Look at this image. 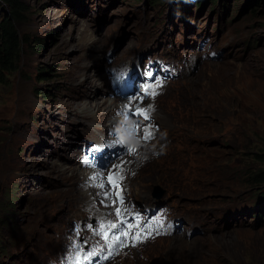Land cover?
Wrapping results in <instances>:
<instances>
[{"label":"rangeland","instance_id":"rangeland-1","mask_svg":"<svg viewBox=\"0 0 264 264\" xmlns=\"http://www.w3.org/2000/svg\"><path fill=\"white\" fill-rule=\"evenodd\" d=\"M244 1L232 0L231 14L223 21L216 0L200 10L195 4L187 9L182 0H23L25 20L17 30L29 44L12 71L0 72V264H70L81 240L98 244L94 261L108 258L101 264H264V227H252L246 210L254 202L251 197L264 189L252 178L264 171V4L260 0L238 18ZM8 13L0 0V24ZM75 17L85 24L83 31ZM151 23L155 31L149 35ZM80 36L81 47L76 46ZM131 58L138 65L144 58L145 79L137 78V91L129 81L130 91L116 84L112 92L91 81L90 94L82 86L87 75L97 79L116 67L120 72ZM155 63L158 69H147ZM149 70L157 74L153 80ZM167 79L173 80L171 88ZM148 80L159 83L156 92H145L128 112L146 116V107L155 103L160 119L167 118L166 108L172 110V128L156 121L152 137H143L150 139L151 153L167 147L178 160L169 165L170 176L143 189L124 179V166L117 169L125 160V146L107 158L105 167L95 168L103 180H121L117 191H110V200L88 206L71 183L76 179L72 171L63 172L57 164L50 168L55 139L66 143L78 132L91 138L78 127L84 118L102 116L97 113L103 109L91 107L96 115L78 117L84 95L90 96L87 102H108L116 109L119 98L140 94ZM111 82L115 85L116 79ZM113 138L112 149L121 140ZM139 138L136 134L129 151L146 142ZM84 144L80 152L88 159ZM152 169L146 171L149 176L155 175ZM104 209L115 222L125 213L121 224L124 219L134 224L137 212H161L169 221L167 233L138 244L123 240L112 249L118 240L104 234L116 228L101 216ZM196 227L202 234L192 237Z\"/></svg>","mask_w":264,"mask_h":264},{"label":"bare ground","instance_id":"bare-ground-1","mask_svg":"<svg viewBox=\"0 0 264 264\" xmlns=\"http://www.w3.org/2000/svg\"><path fill=\"white\" fill-rule=\"evenodd\" d=\"M194 3V2H193ZM195 4V3H194ZM212 4V3H211ZM202 7V6H201ZM90 17V16H89ZM84 19V18H82ZM85 20V19H84ZM138 20V19H137ZM75 25L77 27L82 28L83 29V24L82 20L79 18H74ZM88 23V22H87ZM86 23V24H87ZM136 23V22H135ZM153 23V22H152ZM150 24V29L148 30V34L151 35L154 31H155V26L154 24ZM83 26V27H82ZM131 26V25H130ZM129 26V27H130ZM88 27V26H87ZM128 28V27H127ZM86 29V28H85ZM133 29V28H132ZM87 31V30H86ZM90 31V30H89ZM92 32V31H91ZM90 34V32H88ZM145 33L144 34V38L148 37V34ZM93 34V33H92ZM85 35V34H84ZM88 35V34H87ZM108 35V34H107ZM107 35L105 37H107ZM95 36V35H94ZM79 38L83 39L81 36L78 37V42L76 43V46L79 45L80 40ZM88 38V37H87ZM86 38V39H87ZM99 38V37H98ZM209 38V37H208ZM75 41V36L71 38V40ZM85 39V40H86ZM89 39V38H88ZM91 39V37H90ZM96 39V38H95ZM77 40V37H76ZM84 41V40H83ZM82 41V42H83ZM92 41V40H91ZM103 41V40H102ZM108 40H106L105 42H107ZM88 42V41H87ZM104 42V41H103ZM137 42V41H136ZM100 43V42H99ZM132 43V42H131ZM207 43V42H206ZM98 44V43H97ZM106 44V43H105ZM83 45V44H82ZM82 45H79L80 47ZM95 45V44H94ZM130 45V44H129ZM133 45V44H132ZM86 46V44H85ZM128 47V45H127ZM73 48L75 49V44H73ZM85 48V47H84ZM88 50H97L96 48H92L88 45L87 47ZM106 49V48H104ZM103 49V50H104ZM127 49V48H126ZM129 49V47H128ZM131 49V48H130ZM100 50V49H99ZM133 50V49H132ZM135 50V49H134ZM87 53V52H86ZM88 54V53H87ZM79 55L77 56V59L79 58ZM82 55V53H81ZM84 55V54H83ZM100 55V53H99ZM82 57V56H81ZM86 57V55H85ZM88 57V56H87ZM101 57V55H100ZM99 57V58H100ZM115 57V56H114ZM120 58V57H119ZM180 58V57H179ZM112 59V58H111ZM117 59V58H116ZM115 59V60H116ZM121 59V58H120ZM98 60V59H97ZM100 60V59H99ZM138 60V59H137ZM78 61V60H77ZM82 61V60H81ZM108 61V60H107ZM132 61H135L134 58H131L130 60H127L124 62V64L122 63V67H124V65H130L132 63ZM149 61V60H148ZM183 61V60H182ZM99 62V61H98ZM114 63V61L112 62ZM242 63V62H241ZM107 64V63H106ZM109 65V64H107ZM115 65V64H114ZM120 68V69H121ZM111 70H115V73H111L109 71V75L101 74L99 75V77H97V79L95 78V74H89L85 77L82 86L84 87V89L88 90L90 94H93L92 91H90L89 89V84L92 81V84L97 85L100 84L102 87L107 86L109 91L115 92V88H116V83L115 85L112 84V80L116 79L118 77L119 74V68H110ZM107 73V72H106ZM94 74V75H93ZM170 79V78H169ZM165 80V82L167 83V85L171 88L173 86V80ZM97 80V81H96ZM156 84H159L158 82ZM154 82H150V80H148L147 82H144L141 85V88L139 90L140 94L135 95L133 97H128V98H119L118 103L116 104L117 106H115L116 109L112 108L114 106V104L109 105L108 102H95L92 103L91 102H87L88 100H86V97H90L88 95H84L83 97V108L84 109H80L77 110V116L80 117H89L91 115L94 114L92 108L94 109H103L100 111V113L97 114H101L102 116H98L95 117V119H89V118H84L82 120V124L83 126L78 127L79 129H83L86 132V135H90L91 138L89 140H87L83 134H81V132L76 133L77 135V139L74 137H71L70 140L64 135V137L67 138L66 143L63 142L62 140L58 141V139H55V144L56 146L53 148V155L54 158H50L49 160H52V165L50 166V168H52L54 170V167L56 166V164L60 167V169L65 171H72V175H74L76 177V179L71 182L73 185L76 186V191L77 192H83L81 199L82 201H84L85 203L88 204V206L90 205H98V202H101L104 200H110V191H115L117 189V187L112 188L111 186H109V183L107 180H103L101 179V177L98 175V172L101 170H95V168L91 167L90 164H88L86 162L87 160V155L82 156V146L84 143V145H86L85 147H89V142L93 141L94 143H97L98 146L102 147L103 150H107L108 152L106 153V155H108V153L110 152L109 149H112L113 145L115 143H117L115 141V138L113 137H117V139H121L118 142V146L115 149L114 153L112 155H110L108 157L112 158L113 155H116L117 153H119L120 151L123 150V148L125 147L126 149V153L124 154V161L123 162H119L118 168L120 169V167L124 166L125 167V176L124 179H127L131 184L137 185V184H141L140 187L143 189H149L150 186L152 185V181L157 179V181H161L163 177L165 176H170V164H175L176 161L178 160V155L176 153L175 150L173 149H168L167 147H161L157 149V154L155 155L153 152L151 153V151H149V148L151 147L150 145H148V141H150V139L145 140L143 136L146 135V137H152L151 136V128L152 125H156V121H160V125L163 128H167L170 129L173 126V121L175 120L174 117H172L173 115V111L170 109H165L162 113L167 116V118L161 117L160 119L158 118L159 115H157V109L155 107V103L152 106H148L146 107V116H144L145 114H143L142 116H137L139 118V120L136 121V117L133 114H130L128 111L130 109H132L131 107H133L134 105H138L140 98L145 94V92L148 93H153L156 92L154 89L155 85ZM92 85V86H94ZM114 86V88H113ZM163 86V85H162ZM104 89V88H103ZM117 89V88H116ZM164 94V93H163ZM154 96V95H153ZM150 98V96H149ZM151 101V100H150ZM141 102V101H140ZM145 102V101H144ZM83 103V102H82ZM97 103V104H96ZM142 103V102H141ZM149 103V102H148ZM72 105H74L73 102H71ZM140 104V103H139ZM152 103H149V105ZM164 104V103H163ZM92 107V108H91ZM143 107V106H142ZM87 109V110H86ZM140 109V108H139ZM107 110V111H105ZM122 112V113H121ZM160 114V112H158ZM161 113V114H162ZM96 115V114H94ZM108 115H112L109 116L108 118H106ZM162 116V115H161ZM174 116V115H173ZM68 117V116H65ZM111 120V122L109 124L106 123L107 120ZM116 119V120H115ZM59 119H57V117H54V122L58 123ZM144 122V127H140L137 125L139 123ZM58 125V124H57ZM100 125H103L106 128H102ZM141 125V124H140ZM87 126L89 127L87 129ZM127 128H133L137 131V134L140 135V137L142 139H144V141H146L145 143H142V147H136V149H134L133 151H129L128 150V146L131 147V143L126 142L125 137H124V127ZM111 134V135H110ZM116 134V135H114ZM112 136V137H111ZM79 137H81L79 139ZM139 138V139H141ZM135 139V137L133 138ZM137 140V138H136ZM135 141V140H134ZM152 141V140H151ZM137 142V141H136ZM139 144V143H138ZM141 146V145H140ZM134 147V146H133ZM160 147V146H159ZM130 149V148H129ZM131 150V149H130ZM81 151V152H80ZM71 153V154H69ZM128 153V154H127ZM83 158V161H81L80 159ZM89 159V158H88ZM90 160V159H89ZM56 161H58L59 163H57ZM89 162V161H88ZM48 163V162H47ZM50 163V162H49ZM51 164V163H50ZM49 165V164H48ZM122 165V166H121ZM84 167H87V169H82ZM123 167V168H124ZM151 167H154V169H152V174L155 171V175L153 176H149L146 172L147 170H149ZM93 168V169H92ZM103 168V167H101ZM58 170V169H57ZM116 170V169H115ZM114 170V172H115ZM59 172H62L60 170H58ZM111 171V170H110ZM113 171V170H112ZM122 171V170H121ZM62 172V173H63ZM119 171H117L118 173ZM146 172V173H145ZM151 172V171H150ZM121 173V172H120ZM161 175H159V174ZM71 174V173H70ZM107 174V173H106ZM116 174V173H115ZM175 175H180V171L179 169H175L174 171ZM62 175V174H61ZM108 175V174H107ZM122 175V173H121ZM113 176V175H110ZM108 176V177H110ZM74 177V178H75ZM59 178V177H58ZM122 180H123V175L121 176ZM69 179V178H68ZM106 179V178H105ZM108 179V178H107ZM124 181V180H123ZM128 183V182H127ZM126 184V183H125ZM43 185V184H42ZM126 186V185H125ZM121 188V187H120ZM121 190V189H120ZM126 190V189H125ZM117 191V190H116ZM119 191V190H118ZM121 192V191H120ZM133 192V190H132ZM149 191H144L142 193H148ZM119 193V192H118ZM123 193V191L121 192ZM117 194V193H116ZM175 194H178V196L180 197V199L182 198V194L179 192H176ZM122 195V194H121ZM127 195V194H126ZM119 196V195H118ZM110 197V198H109ZM122 197V196H121ZM84 204V203H83ZM93 206V207H94ZM85 207V206H84ZM112 208V207H111ZM72 210V212L74 211L73 208L69 209ZM103 210V209H101ZM107 211V209H106ZM105 212V216L104 213H101V216L103 215L104 219H107L108 222H111L114 224L115 228L118 230H123L124 227V223L121 224L118 220H120V218H122V216L125 213H121L119 216H117V222L116 218L112 220L111 216L108 214V212ZM111 211V210H110ZM100 212V211H99ZM98 214V213H97ZM98 217V216H97ZM102 217V218H103ZM96 218V217H95ZM100 218V216H99ZM71 219V218H70ZM102 219V220H104ZM70 221V220H69ZM97 221V220H96ZM123 221V220H122ZM97 223V222H96ZM88 225V224H87ZM50 226V225H49ZM86 226V225H85ZM97 226V224H96ZM73 227V226H72ZM79 228V227H78ZM91 229V228H90ZM100 229V228H99ZM95 230V228L93 229ZM81 232V231H80ZM75 233V232H74ZM91 233V232H90ZM85 234V233H84ZM99 234V233H98ZM105 235V234H104ZM101 236V234H100ZM75 237V236H73ZM92 237V236H91ZM96 237V236H95ZM105 237V236H104ZM109 238V237H108ZM103 239V238H102ZM111 239V238H110ZM109 239V240H110ZM88 241V239H87ZM92 241V240H91ZM111 241V240H110ZM121 241H116L114 244H111V248L112 249H116L118 246H120ZM25 246V245H24ZM124 246V245H123ZM106 246H104L105 248ZM134 247V246H133ZM99 252V251H98Z\"/></svg>","mask_w":264,"mask_h":264},{"label":"trees","instance_id":"trees-1","mask_svg":"<svg viewBox=\"0 0 264 264\" xmlns=\"http://www.w3.org/2000/svg\"><path fill=\"white\" fill-rule=\"evenodd\" d=\"M182 1L185 3L187 9L195 3V8L197 7L198 10L202 9L208 2V0ZM218 1L219 0H216V3H218ZM261 1L263 2V0ZM3 2L8 8L9 13L3 17L0 24V72L3 70L10 72L17 64L21 52L24 51V47L29 43L26 37L22 36L17 30V24H23L25 20V6L23 0H3ZM258 3H260V1ZM42 47H44L43 44ZM252 178L255 185H263L264 171L258 172L253 175ZM251 198L254 202L246 207L249 216L248 223L255 228L264 227V189L258 192L255 197L252 196Z\"/></svg>","mask_w":264,"mask_h":264},{"label":"water","instance_id":"water-1","mask_svg":"<svg viewBox=\"0 0 264 264\" xmlns=\"http://www.w3.org/2000/svg\"><path fill=\"white\" fill-rule=\"evenodd\" d=\"M231 1L232 0H219V3L221 4L220 6L223 10V11L221 10L222 11L221 12V14H222L221 19L223 21H225L231 14L230 6H229V3ZM259 1L260 0H245L244 4L242 5V7L239 10L238 18H241L243 15L247 14L250 11V9H252L256 4H258ZM263 3H264V0H263ZM140 59H141V65H138L135 61H132V63L130 65L129 64L127 66L124 65L125 69H123V67L120 69L119 75L116 78V84L121 85V86L123 84L128 89V85L130 82L132 85L133 84L135 85V87H136L135 91L138 90V88H137L138 86L136 83L137 78L145 79V77H143V73L145 71L144 67H143L144 58H140ZM153 65H154L153 67L150 66L147 69H152L154 67H157V69H158V67H159L158 63H155ZM157 73L158 74L163 73L162 69L158 70ZM156 75L149 77V79L153 80L156 77ZM123 93H126V92H123ZM132 93L135 94L134 92H132ZM157 189H159V188H157ZM200 234H202L200 227H196L195 231L192 233V237H195V236L200 235Z\"/></svg>","mask_w":264,"mask_h":264},{"label":"snow or ice","instance_id":"snow-or-ice-1","mask_svg":"<svg viewBox=\"0 0 264 264\" xmlns=\"http://www.w3.org/2000/svg\"><path fill=\"white\" fill-rule=\"evenodd\" d=\"M117 215H119V210H117ZM108 227H114V225H108ZM85 255H90L89 253H85Z\"/></svg>","mask_w":264,"mask_h":264}]
</instances>
